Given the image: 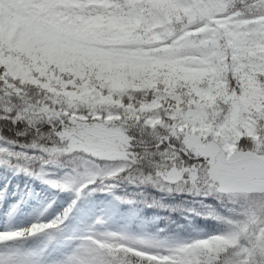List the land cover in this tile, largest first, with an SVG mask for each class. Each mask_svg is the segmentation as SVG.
Returning a JSON list of instances; mask_svg holds the SVG:
<instances>
[{
    "label": "rangeland",
    "instance_id": "obj_1",
    "mask_svg": "<svg viewBox=\"0 0 264 264\" xmlns=\"http://www.w3.org/2000/svg\"><path fill=\"white\" fill-rule=\"evenodd\" d=\"M118 3H127L134 12L130 14L128 7L123 14L113 12ZM163 5L179 11L177 29L163 26L153 0H0V42L25 54L30 62L24 64L0 52L4 69L0 87L10 79L61 98L60 104L103 106L128 115L161 111L177 124L185 148L215 162L213 168L200 164L197 169H184L178 154L161 151L153 164L161 186L168 192L173 185L189 194L194 190L226 208L230 203L237 207L232 209L243 208L249 213L247 234L261 233L264 185L259 186L256 178H261L264 170L250 161L226 176L221 165L224 160L236 162L245 156L237 151L244 132L257 143L256 152L246 155L264 159V87L258 86L260 75L264 76V15L245 17L226 7L207 9L201 0L154 1L162 12L166 11ZM207 14L210 17L204 22ZM145 30L155 40L146 41ZM160 44H167L174 57L156 53ZM145 91L158 100L137 106L121 100ZM240 101L253 114L243 123ZM40 113L45 118L49 110ZM94 130L86 127L78 135L96 137ZM108 132L112 138L103 144L107 153L90 155L87 146L78 144L89 145L87 140L70 137L83 151H70L63 159L51 152L40 156L2 149L0 141V226L5 227L0 237V264H62L89 234L98 237L94 243L104 252L142 255L152 264L153 258L163 263L183 260L186 247L176 246L175 231L161 228L163 241L131 242L129 224L139 216L133 195L142 194V188L134 181L123 188L98 184L104 178L119 179L131 167L130 159L122 154L128 152L123 138L114 129ZM15 176L20 183H12ZM89 185H96L95 191L85 195ZM120 188L130 196L125 201L116 194ZM203 189H208L207 193ZM100 190L101 204H97L95 195ZM88 197L92 201L84 206ZM74 200H78L75 207ZM71 204V215L57 226ZM122 205L133 209L125 223L120 216L128 212L120 213ZM56 218V225L49 223ZM97 220L103 222L97 224ZM30 240L34 245L28 246Z\"/></svg>",
    "mask_w": 264,
    "mask_h": 264
},
{
    "label": "trees",
    "instance_id": "obj_2",
    "mask_svg": "<svg viewBox=\"0 0 264 264\" xmlns=\"http://www.w3.org/2000/svg\"><path fill=\"white\" fill-rule=\"evenodd\" d=\"M143 1L150 3V0ZM154 1L153 9L161 16V22L165 26L177 29L178 27H175L177 23L176 14L179 11L166 7V11L162 12L160 11L162 7H155ZM201 1L207 9L226 7L228 11L240 13L245 17L264 15V2L262 0H235L236 7L234 8L228 7L233 0H224V3L221 0ZM167 11L168 15H166ZM207 15L204 16L205 19L210 17L209 14ZM0 52L9 53L14 59L20 60L24 64L30 63L25 54L16 53L15 49L5 42H0ZM156 53L169 57L175 55V52L164 44L156 47ZM258 86L264 87L263 75L259 77ZM0 90H2V94H0V141L2 149L12 148L19 152L26 151L40 156H44L46 152H51L63 159L70 151L77 150L79 153L83 151L78 149L76 142L71 141L70 137L77 141H80L81 138V141L87 140L89 145H85L83 142H78V144L83 147L87 146V152L90 155L107 153L108 150L104 149L103 144L112 138L109 130L114 129L115 133L123 138L124 147L128 149V152L122 154L129 158L131 163L128 171L120 176L126 179L121 182L120 177L114 180L104 178L98 184L111 185V183H116L117 186L123 188L128 181L140 183L142 194L133 195V198L135 197L138 201L136 208L139 216L133 223L129 224L128 232L131 237L158 235L159 238H162L163 235L159 234V227L168 228V230L177 232L172 236L176 246L186 247L183 260L170 259L165 263L154 260L153 264H217L225 253H230L232 250L236 251L232 252L230 259L237 260L242 240L252 235H255L257 239L264 237V230L257 234H247L249 228L247 227L249 221L247 216L249 213L243 208L232 209L236 206L231 203L226 208L225 204H219L213 198L203 199L194 190L193 193L189 194L187 190L181 191L173 185L168 192V189H165L166 186H161V179L155 176L157 167L153 165L157 163V156L161 151H173L178 154V160L185 165L184 169L185 167L197 169L200 164L206 166L204 160L199 159L205 154L194 153L192 149L185 148L180 134L176 132L177 124L173 125L161 111L128 115L122 111L103 106L60 104L61 98H56L38 87L24 86L10 79L8 83L0 87ZM121 100L127 105H136L141 102L155 101L158 98L154 93L145 91L130 93ZM47 109L49 110L48 115L42 118L44 114L40 112H47ZM54 111L56 113L53 116L50 113ZM249 116H253V114L245 107V103L240 101V121L246 122ZM86 127L95 129L94 132L97 136L92 137L87 134V137H84L78 135L80 129ZM129 129L132 130V136L128 135ZM114 137L116 136L114 135ZM133 140H136L137 143H133ZM256 147L257 143L247 134H244L237 150L241 153H254ZM149 153L151 157L147 158L146 155ZM252 163L256 164L255 162ZM259 176L261 178H254L257 179L259 186H263L264 174ZM18 179L19 177L15 176L12 183H20ZM164 184L167 183L164 182ZM121 188L118 191L116 189V194L125 201L130 196L122 192ZM92 191H95L94 188ZM134 191L136 193L137 189ZM101 192L102 190L95 195L97 204H101L99 200L102 198ZM91 201L90 197L84 199V206ZM85 210H90V208L85 207ZM191 210H194L193 213L185 214L190 213ZM119 211L120 213L128 212L126 216H120L122 222L125 223L132 216L133 209L131 206L122 205L119 207ZM243 211L245 214L241 216L240 213ZM157 218L160 219L159 222H155ZM153 224L157 227L153 228ZM143 227L146 228V231L141 230ZM150 240L157 241L155 238ZM150 240L146 239V241ZM105 253L109 254L116 264H127L128 258H132L134 264H152L149 258L142 255H124L118 250Z\"/></svg>",
    "mask_w": 264,
    "mask_h": 264
},
{
    "label": "snow or ice",
    "instance_id": "obj_3",
    "mask_svg": "<svg viewBox=\"0 0 264 264\" xmlns=\"http://www.w3.org/2000/svg\"><path fill=\"white\" fill-rule=\"evenodd\" d=\"M4 69L0 68V76L3 75ZM2 83V81H0ZM0 94H2V90H0ZM132 130L129 129L128 135L132 136ZM174 139V138H170ZM133 143H137L136 140L132 141ZM199 159L204 160L205 165L208 168H213L215 166V162L210 159H205L204 157H199ZM241 165L238 162L231 160L222 161L221 171L226 175L230 176L236 169L240 168ZM71 169H68L67 172L71 174ZM67 187L68 185H63ZM96 185H89L87 189H85V195L92 192V189L95 188ZM78 200H74V207L76 206ZM73 205L71 204L65 211L61 214L64 219L61 223H59V227H61L65 221L69 218L72 213ZM57 218L50 221L49 223H53L56 225ZM103 221H98L97 224L102 223ZM21 238L23 237V231H20ZM35 234L34 232L32 233ZM98 239L95 234H89L81 238L77 247L74 249L73 253L67 257L66 260L62 262V264H116L114 260L111 259L109 254L105 253L97 244L94 243V240ZM236 251V250H235ZM232 250V252H235ZM232 252L225 253L222 256V259L217 262V264H264V237L257 239L255 235L250 236L241 241V250L239 251V258L237 260L230 259ZM8 264H13L12 261H9Z\"/></svg>",
    "mask_w": 264,
    "mask_h": 264
},
{
    "label": "clouds",
    "instance_id": "obj_4",
    "mask_svg": "<svg viewBox=\"0 0 264 264\" xmlns=\"http://www.w3.org/2000/svg\"><path fill=\"white\" fill-rule=\"evenodd\" d=\"M86 7H87V6L85 5V8H86ZM125 7H128V8H129V13H130V14H131L132 12H134V7L128 5L127 3H125V4H123V5H121V4L118 3L117 6H116V8H114L112 11H113V12L119 11L121 14H123V13H124V8H125ZM228 7H229V8H234V7H236L235 0H233V2L230 3ZM81 11H84V9H81ZM92 11L95 12L96 9H93ZM102 11L107 12V9H103ZM109 14H111V13H109ZM204 22H208V20L205 19ZM162 34H163V35H166L167 32H164V33H162ZM155 38H156V37H155L154 35L150 34L147 30H145V37H144V39H145L146 41L155 40ZM125 179H126V178L123 177V176L120 177L121 182H123ZM215 185H216V188L218 189V188L220 187V183H219V181L215 182ZM202 191H203V193H207L208 189H203ZM73 194H74V193H73ZM201 197H204V196H201ZM194 207H195V206H194ZM185 214H191V213H185ZM160 231L162 232L163 229H161ZM152 238H155L158 242H159V241H163V240H165V239H161V238H159L158 235H147V236L136 235V236H134V237H131L130 239H131V242H132V243H134V244H140L143 240H146V239H152ZM127 264H134L133 259H132V258H128V260H127Z\"/></svg>",
    "mask_w": 264,
    "mask_h": 264
},
{
    "label": "bare ground",
    "instance_id": "obj_5",
    "mask_svg": "<svg viewBox=\"0 0 264 264\" xmlns=\"http://www.w3.org/2000/svg\"><path fill=\"white\" fill-rule=\"evenodd\" d=\"M51 194V193H50ZM40 198H42L41 196H39V199ZM33 204V203H32ZM4 231H5V227L4 226H0V237H2L3 236V234H4ZM34 241H32V240H30L29 241V245L28 246H30V245H34V243H33ZM0 245H2V241L0 240Z\"/></svg>",
    "mask_w": 264,
    "mask_h": 264
},
{
    "label": "water",
    "instance_id": "obj_6",
    "mask_svg": "<svg viewBox=\"0 0 264 264\" xmlns=\"http://www.w3.org/2000/svg\"><path fill=\"white\" fill-rule=\"evenodd\" d=\"M255 159H257V158H255Z\"/></svg>",
    "mask_w": 264,
    "mask_h": 264
}]
</instances>
